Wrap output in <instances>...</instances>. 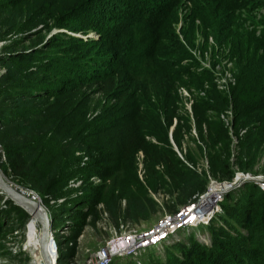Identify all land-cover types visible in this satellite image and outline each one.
<instances>
[{
    "label": "trees",
    "instance_id": "1",
    "mask_svg": "<svg viewBox=\"0 0 264 264\" xmlns=\"http://www.w3.org/2000/svg\"><path fill=\"white\" fill-rule=\"evenodd\" d=\"M18 1L0 0L1 14L10 18L2 22L3 33H20L0 52L4 68L0 73L2 169L16 184L36 190L45 205V200L51 204L63 198L62 204L76 199L69 204L70 218L60 227L69 232L54 233L57 264H69L78 235L90 219L101 215L99 203L114 216L123 198L132 215L155 208L145 188L143 195L119 180L113 153L125 156L141 150L151 187H166L183 204L205 189L209 175L231 179L237 169L254 170L260 156L264 172V18L258 17L261 26L239 24L255 4L247 7L245 0H81L50 22L49 15L23 13L17 8ZM257 2L264 6V0ZM53 25L69 31L48 36ZM90 30L96 35H88ZM211 39L217 50L237 58L236 82L229 92L211 85L207 98L193 94L196 148L183 147L181 127L189 131L192 123L188 115L183 121L177 117L171 132L180 157L168 138L179 106L178 89L191 90L203 80L214 82L213 70L193 51L203 54ZM27 40L31 43L24 45ZM87 91L118 105H131L132 120H126L138 123L123 127L118 145L112 147L105 139L114 124L111 106L103 105L90 119L84 118L86 110L79 111L70 121L75 110L71 96ZM229 100L233 132L237 135L246 127L238 135L235 158L229 129L217 115ZM142 106H154L157 126L143 117L145 113L141 115ZM204 152L208 166L198 170L197 161ZM83 154L88 158L81 164ZM92 175L100 180L93 182ZM73 178L83 180L80 193L68 185ZM248 181L224 196L221 210L210 223L197 225L207 226L209 242L190 234L186 241L161 243L164 258L155 254L141 258L142 253L140 262L264 264V189ZM12 204L30 217L21 206ZM7 212L0 210V236L5 232ZM50 216L53 223L51 211ZM122 258L115 257L109 264H140L132 256Z\"/></svg>",
    "mask_w": 264,
    "mask_h": 264
},
{
    "label": "rangeland",
    "instance_id": "2",
    "mask_svg": "<svg viewBox=\"0 0 264 264\" xmlns=\"http://www.w3.org/2000/svg\"><path fill=\"white\" fill-rule=\"evenodd\" d=\"M79 1L81 0H19L17 8L23 11V13L34 12V13H38L41 16L49 15L48 21L52 22V21H56V18L59 14L64 13L69 8L76 5ZM245 1L247 7L250 5L253 6L254 4L256 6L253 7L252 11H249L248 13L244 14L242 19H239V24H241L245 28L246 27L251 28L253 26H261V22L258 20V17L262 16L264 18V6L260 5L259 2H257V0H245ZM247 7H244L243 9H246ZM255 11L257 12L260 11V12L255 13ZM4 16H5L4 14L0 15V36L2 37V35H5L6 38H0V52L3 51V45L5 43H8L10 38L20 36L19 32L13 33L11 36H9V34L7 33H3L5 26L2 25V22L10 19L7 16L5 17ZM40 25L41 24H39L37 27H39ZM63 30L69 31L65 27H59V25H53L48 31L47 35L49 36L51 33L59 32ZM44 31L45 30H42L41 33H44ZM88 34L96 35V32L94 30H90ZM30 43L31 40H27L25 41L24 45H29ZM193 51L195 55L199 58L201 63H203L207 67H210L213 70L215 74V78L213 80L214 81L213 83H211L208 80H203L199 85L193 86L191 90H188L182 86H180L178 89L180 95L178 101L179 106L176 108L177 115L173 117V123L168 128V138L171 142L172 147L176 150L177 154L180 157H182V153L177 148L173 140V137L171 135L172 129L174 128L175 123L177 122V117L178 118L180 117L181 119L180 121H183L184 116L188 115L190 121H192L193 117H192L191 104L193 102V94L197 93L198 95L203 96V98H207L209 95V89L211 88V85L223 92H229L231 86L233 85H231L232 83L229 80L230 76L228 77V75L230 73L236 79V71L238 68L237 58L236 57L230 58L227 52H222L221 50H217V46L213 45L212 39L209 42V47L205 50L203 54H201L197 49ZM3 69H4L3 66L0 65V73L3 71ZM216 78L217 79L221 78L222 82L228 83L230 85L229 90L226 91L225 89L219 87V85L216 82ZM71 102L75 110L72 114V118H70V121H73V119L76 118V115L79 113V111L86 110L84 114V118L90 119L95 114H97L99 111L102 110L103 105L111 106L112 114L110 116L112 117L114 124L113 127L109 129L108 133H106L105 139L108 140V143H110L112 147L122 142V133L124 126L131 125L133 123H138V120L129 122L132 120V116H133V113L130 112L132 108L131 105L129 104L118 105L114 103L113 99H106L100 93L97 92L87 91L85 93H81L80 95L79 94L73 95L71 96ZM229 107L231 108L233 114L232 102L230 100L225 108H229ZM225 108H223L218 112L217 115L219 118H220V113L224 111ZM152 110L154 111V106L152 107L142 106L140 108L141 115L145 113L143 117L149 119L152 123H155L153 125L157 126V121L154 117V113L152 112ZM209 112H213V110H209ZM126 119H129V121H127ZM203 127L205 128L204 125ZM184 130L185 129L181 127L183 147L185 148V146H191L192 148H196L198 129L194 126L193 121L191 123V127L189 128V131L187 130L184 131ZM147 137L153 140L155 139L154 135H148ZM230 150L231 153L233 154L232 158H235V155L238 152V147L233 146L232 141L230 143ZM113 154L114 157L118 159L116 166L114 168H116V173L119 180L126 187H131L132 189H134V191L139 192L143 195L144 192L142 188H145V194L147 195V197H150L156 202L154 204L155 208L151 210V212L148 210L147 214L134 213L132 215L128 213L127 202L125 198H123L118 203V208L115 216L114 214L111 215V213H109L108 210L104 209L106 211V214L104 213L101 214L100 217L95 220L90 219L82 229L80 235H78L76 239V246L74 253L71 257L67 259L69 264H84L85 259L88 256H90V254L97 247L102 245L109 236L113 235L114 232L119 233L120 231L123 230L139 231L140 229H147L153 226L155 223H157V221L161 219L164 215L172 211H175L178 208V206L183 205L182 202L175 200V194L167 190L166 187L160 186V184L156 189L151 187V185L147 181V179H149V176L144 166V161H143L144 155L141 150H138L136 153H132V154L129 153L125 156L122 153H113ZM4 162H5V156H3L2 153H0V173L7 181L11 182L13 185L18 187V184L12 181L11 176L7 172L3 171L2 164ZM262 165H263V156H260L253 166L254 170L240 169L239 171L249 172L257 176H261V175L264 176V172L261 170L263 167ZM207 166H208V160L204 152V154L201 155L197 161V167H198L197 169L198 170H201L202 168L205 169L207 168ZM248 182L249 181L245 180L240 184H238L239 186L237 185V187L239 188L241 185H244L245 183ZM82 183L83 180L81 179L80 185H82ZM208 184H209V180L206 183V187L208 186ZM79 189H81V186ZM205 189L197 194L200 195L205 191ZM238 190L239 189L236 188L234 191L237 193ZM73 194L74 193H72V195ZM0 195H2V197L0 198V210H2L3 213H5V209L10 212V213L7 212L9 216L6 215H5L6 217L4 216V218H6L4 224L5 232L2 236H0V264H31L32 261L31 253L30 250L27 248L28 236L29 233L31 232L29 230L27 231L24 230V226L26 225L25 223L30 220V217L23 216L22 213L18 211V209H16L15 207L13 208L14 205L12 204L13 200L9 202L7 200L8 197L5 196L4 192L0 191ZM195 195H193L192 196L193 198L188 200L186 204L191 205L194 198L198 197V195L197 196ZM62 201L63 199L62 200L57 199L56 202L48 204L45 200L46 205L42 202V205L47 210V212L51 211L52 213H54V220L52 226L54 228L53 234L55 233L56 236L59 234L58 229L63 225L64 220L66 218H70L71 216L69 215L70 212L69 204H73L76 201V199H72L69 200V202H64L61 204ZM61 210H63L62 214L60 213ZM219 211L220 210H218L215 214H217ZM213 217L209 219L210 222ZM67 232H69V229H67ZM176 233L178 234V239L180 240L186 241L187 237L190 234H193L197 239L201 241L204 242L210 241V235H209L210 233L206 225H201L198 227L196 226L190 229H186V228L180 229ZM175 241H166V242L169 243ZM145 249L142 251L143 254L141 255V258H146L147 254L148 255L155 254L159 258L165 257V247L162 246V244L155 246L151 245V248L146 250L147 253L145 252ZM139 256H138V260H141ZM125 259L127 258L125 257L122 258V260ZM113 260H115V258H113L111 261ZM140 264H142V262H140Z\"/></svg>",
    "mask_w": 264,
    "mask_h": 264
},
{
    "label": "built area",
    "instance_id": "3",
    "mask_svg": "<svg viewBox=\"0 0 264 264\" xmlns=\"http://www.w3.org/2000/svg\"><path fill=\"white\" fill-rule=\"evenodd\" d=\"M230 76V77H229ZM229 80L231 85L235 84L236 79L229 73ZM218 78V77H217ZM216 82L222 89L226 91L229 90L230 85L228 83L222 82L221 78L217 79ZM220 117L223 119L225 125L229 129V134L231 136L232 145L237 147L238 135H242L245 128H241L236 135L232 128V110L231 108H226L220 113ZM0 153L2 152V147L0 144ZM233 155V154H232ZM88 156L83 154L81 164L87 160ZM241 177V178H240ZM209 184L205 191L195 197L192 204H183L179 206L175 211H172L164 215L161 219L157 221L153 226L147 229H140L139 231H120L119 233L114 232L113 235L109 236L106 241L99 247H97L91 254L85 259L84 264H109L110 261L115 257H122L125 255H130L134 258L142 254V251L151 245H160L166 241L178 240V234L176 233L180 229H189L196 227L200 224L209 223V219L215 215L218 210H221L220 202L223 200L224 196L232 189L237 187L238 184L245 180H251L255 182L260 188L264 189V176L253 175L249 172H242L238 169L235 171L234 176L231 179H215L212 176H208ZM90 179L93 182H98L99 177L92 175ZM81 184V179H70L68 185L71 187H77L79 189ZM239 186V185H238ZM18 188L28 197L36 200L42 204L41 197L39 193L31 187L20 186ZM78 193L81 192L79 189ZM195 195V196H197ZM59 198L58 200H62ZM98 207L102 208L101 214H106L103 209V204L99 203ZM217 210V211H216ZM50 216V212H48ZM54 229L51 228V238L54 244ZM61 234H67L66 228L58 229ZM80 235V234H79ZM57 248V246H56ZM57 252V251H56Z\"/></svg>",
    "mask_w": 264,
    "mask_h": 264
},
{
    "label": "water",
    "instance_id": "4",
    "mask_svg": "<svg viewBox=\"0 0 264 264\" xmlns=\"http://www.w3.org/2000/svg\"><path fill=\"white\" fill-rule=\"evenodd\" d=\"M0 191L4 192L5 196L13 200L15 204L23 207L29 214L36 216L40 222L39 244L44 264H57L56 244L53 243L51 238L52 218L44 206L40 202L25 195L17 186L3 178L1 174ZM50 243H53L52 249Z\"/></svg>",
    "mask_w": 264,
    "mask_h": 264
},
{
    "label": "bare ground",
    "instance_id": "5",
    "mask_svg": "<svg viewBox=\"0 0 264 264\" xmlns=\"http://www.w3.org/2000/svg\"><path fill=\"white\" fill-rule=\"evenodd\" d=\"M25 224L26 225L24 226V230L25 231L29 230L31 232L29 233L28 241H27V248L30 250L31 253V259H32L31 264H44L43 258L41 256L40 244H39L40 222L34 214H30V220ZM50 247L52 249L53 243H50Z\"/></svg>",
    "mask_w": 264,
    "mask_h": 264
}]
</instances>
